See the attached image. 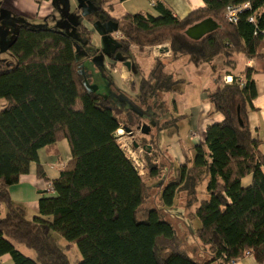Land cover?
Returning <instances> with one entry per match:
<instances>
[{
  "label": "trees",
  "instance_id": "obj_1",
  "mask_svg": "<svg viewBox=\"0 0 264 264\" xmlns=\"http://www.w3.org/2000/svg\"><path fill=\"white\" fill-rule=\"evenodd\" d=\"M107 1L98 0L97 8ZM203 1L204 7L182 19L161 2L155 3L158 16L125 14L117 20L124 36L118 48L167 41L172 59L186 56L199 66L221 55L230 69L233 53L255 56L263 39L253 32L264 27V0ZM246 2L250 8L239 13L237 23L224 20L226 6ZM251 15L253 23L248 21ZM206 17L220 27L199 40L185 35L188 26ZM8 49L15 62L0 61V99L5 101L0 110V203L6 207L0 217V256L9 254L12 264H230L248 252L264 263V155L247 122L256 96L252 69H244L242 84L235 75L230 82L220 75L214 78L207 99L211 112L223 119L207 125L193 158L185 156L176 166L175 175L162 186L158 208L155 202L145 206L148 187L115 136L120 127L134 136L144 121L138 112L88 90L72 36L26 22ZM165 66L157 59L141 77L137 102L144 104L157 91L172 88ZM140 136L133 145L145 149V172L152 181L170 162L152 135L148 140ZM61 139L69 144L71 159L51 183L54 195L41 197L38 214L27 219L24 209L12 202L9 188L37 162L39 149ZM38 173L42 175L40 166ZM246 176L250 182L245 186ZM179 191L189 215L199 220L194 234L207 248L208 260L190 256L165 218L163 210L174 205ZM53 233L74 243L81 259L72 262ZM20 247L32 250L34 257Z\"/></svg>",
  "mask_w": 264,
  "mask_h": 264
},
{
  "label": "crops",
  "instance_id": "obj_2",
  "mask_svg": "<svg viewBox=\"0 0 264 264\" xmlns=\"http://www.w3.org/2000/svg\"><path fill=\"white\" fill-rule=\"evenodd\" d=\"M68 1L70 12L76 11L78 14V19L71 21L73 26L68 29L69 32L61 28L60 22L50 23L53 15L59 9V6H54V0H0V11L2 13L4 11L5 13L8 12L7 15H10V17L14 14L26 22L46 21L50 25L45 27L58 28L70 36V33L73 32L74 34H87L86 43L79 41L76 43V40L72 37L75 42V56L84 83L86 79L93 81V90L85 84L86 87L100 96L113 100L117 105H125L126 109L138 112L144 123L150 127V130L152 128L155 131L166 130L167 136L164 137L162 142H158L155 136L158 134H154L151 131L158 151H161L164 159L170 162L169 167H171V170H168L169 167L163 168L162 175L171 172L172 176H174L176 166L185 161V156L188 159L193 158V147L203 142L207 125L220 122L223 119L222 114L211 112L212 106L207 99V90H211L214 87V78L218 75L228 77L230 81L233 75L238 78H244L245 68L252 69L251 77L256 90V96L252 100V108L247 112V122L252 137L261 141L260 149L264 155V39L261 41L255 56L249 57L244 53H233L230 58L234 62L233 69L223 65L224 59L221 55L215 57L210 63H203L199 66L189 63L186 56L172 59L170 44L167 41L160 44L162 46L146 45L143 48L136 44H130L127 45V48L120 50L122 51L120 56L116 52H111V54H104L101 59H98L97 55L99 56L105 47L110 48L108 35H114L117 40L124 38L117 20H120L125 14L147 13L152 16H158L155 3L161 2L171 10L175 17L182 19L191 11L204 7V1L108 0L100 5L102 9H98L103 14L95 12V9H89L90 14L88 16L94 15L92 17L96 19L100 29L97 28L93 20L79 15L81 11L79 0ZM91 1H93L92 6L94 7L95 0ZM69 10L67 13H70ZM2 13H0V20L3 18L1 17ZM63 18H65L64 15ZM105 20L112 21L116 26L113 27L112 25L111 29H108ZM116 47L118 48V46ZM91 51L94 54L90 53ZM128 53L130 56H128ZM157 59H161L165 63V73L170 75L174 84L169 90H159L154 93L151 100L160 95L162 101H153L154 107L151 105L149 109H146L145 103L141 104L136 101L138 85L141 77L148 74ZM90 61H96L94 68L88 66V64H92L89 63ZM14 62L15 59L13 60ZM126 63H129V66ZM212 67H215V72L212 71ZM104 71H107V74ZM4 106L5 101L0 99V110ZM164 123H167V125H164ZM37 156V162H31L28 172L22 174L18 182L9 188L12 202L24 209L27 219H32L38 214V201L41 197L54 195V190L49 187L52 185V181L59 176L60 170L71 159L69 144L66 139H61L50 147L39 149ZM39 166L42 170V175L38 173ZM161 179L163 181V178ZM152 182L153 180L150 181L148 186L151 187L152 197L154 198L156 194L160 195L159 192L162 186L159 192H154L153 190L159 187L156 188ZM249 182L250 176L242 179V184L245 186ZM159 195L156 199H159ZM182 196L184 198V193ZM205 197L206 195L204 194L200 195V198ZM153 207L161 208L159 201H156ZM183 207L185 210H180L175 216H178L181 221L188 219L191 222V220H194L195 217L189 215V209L186 208L185 201ZM194 208L195 206L191 209ZM5 212V205L0 203V217L4 216ZM163 212L166 214L165 210ZM165 218L169 221L167 214ZM197 228L194 229L193 236H195L194 232ZM176 233L180 240L177 230ZM180 243L182 247L181 240ZM199 243L201 244L200 241ZM182 248L187 252L184 247ZM193 249L194 251L197 250V245ZM206 249L202 247L194 255L187 253L198 260H208L209 255ZM199 251L203 253H199ZM0 264H12L11 256L9 254L1 255ZM213 264H220V262ZM230 264L264 263L258 262L253 254L250 253L235 259Z\"/></svg>",
  "mask_w": 264,
  "mask_h": 264
},
{
  "label": "rangeland",
  "instance_id": "obj_3",
  "mask_svg": "<svg viewBox=\"0 0 264 264\" xmlns=\"http://www.w3.org/2000/svg\"><path fill=\"white\" fill-rule=\"evenodd\" d=\"M79 2H80V6H81V11H80L81 14L79 13V15L81 17L85 16L86 18H88L90 20H93L95 25H97L96 19L92 17L94 15L88 16V14H90L89 9H95V12H100L101 14H103L97 8L98 7L97 0H95L94 7L92 6V2L93 1H91V0H79ZM55 5L59 6V9H57L58 12H56L53 15L50 23L54 24L56 22H60L59 25H61V28L63 30H65L66 32H69L68 29L69 28L71 29L72 26H73V22H71V21H74L75 19H78L77 12L76 11L73 12V13L70 12V10H69L70 8H68L69 7V1L68 0H54V6ZM68 10H69L70 13H67ZM0 13H2V11H0ZM7 14H8V12L5 13V11H4V13L1 14V17H3V18L0 20V61H2L5 64L12 65L14 57L10 53L8 47H9L10 43L14 40L20 24L26 23V21H22L24 19L21 20L20 17L18 18L14 14L11 15V17H10V15H7ZM60 15H62V16H60ZM63 15L65 16V18H63ZM102 17H103V19H105L104 16H102ZM105 21H106V25L108 26V29L109 28L111 29L112 25H113V27L116 26L110 20H105ZM50 23H48L46 21H37V22H33V23L27 22V24H29L30 26H33L35 28H43L45 26L50 25ZM45 24H47V25H45ZM97 28L100 29L99 25H97ZM70 34L74 38V40H76L75 41L76 43L78 41L79 42H84V43L87 42V34L86 33L74 34V32H73V33H70ZM107 38H108V41L110 43V48L105 47L103 52L99 56L97 55L98 59H101L104 56V54H107V55L111 54V52H116V54H118V56L122 55V51H120V49H118L116 47V46H119V42L116 39V37H114V35H108ZM113 46H114V48H113ZM156 46H162V45L157 44ZM90 53H93V51H91ZM128 56H130L129 53H128ZM95 62L96 61H90L89 63H92V64H88V66L90 68H94V63ZM104 73L107 74V71H104ZM92 82L93 81L91 79H86L85 84L88 86V88L93 90V87H92L93 83ZM156 97L157 98L154 97L152 100H151V97H150V100L148 99L147 100L148 102L147 101L145 102L144 106H145L146 109H149V107H151V105H152V107H154L153 106V104H154L153 101H156V102L157 101L158 102L162 101V97L160 95H158ZM119 117L124 119V120H126V116H125L124 113H120ZM120 129L122 130V132L121 133H117V131H116L115 136H116V140H117L118 144L120 145L121 149L129 157H130V155H132L138 161L144 160L143 163L145 165V158H144L145 149H143L140 146L139 147H134V145H133V140L134 139L139 141V136L141 135L140 130H138L133 136L132 134L126 132L122 127H120ZM151 131H153L154 134L155 133L158 134V135H155L157 137V141L158 142H162L164 137L167 136V132L164 129L163 130L160 129L159 131H157V130L155 131V129L152 128ZM151 134H152V132H150L149 134L144 135V137L148 140L149 136H151ZM146 139H144V140H146ZM141 177L145 181V185H147V187H148V189L146 191V194H147V199L146 200H147V202H146L145 206H149V205H151V203H154L156 201L158 202V199H156V198H158L159 194L155 193L156 194L155 197L154 198L152 197V194H153L151 192L152 190L150 189V186H148V185H150V180L147 179V175H146L145 169H143ZM161 178H163V181H162ZM170 178H172V173L171 172L167 173L166 175H161V176L153 179V182H152L153 185L156 186V188L159 187V188H157V189H155L153 191L154 192L155 191L159 192L160 191V187L163 186V184ZM182 195H183V193L180 192V191L176 194L174 205L171 208H166L165 209V213L168 215L169 221L174 225L175 229L177 230L178 235L180 237V240L182 242V247H184L190 255H194V254H196L195 252L197 250H200L202 247H204V248H206V247L203 246L202 244H200L199 241L196 239V237L193 236L194 229L197 228L200 225L198 219L195 218L194 220H191V222H189L188 219L181 221L178 218V216L177 217L175 216V214L177 212H179L180 210H185L184 207H183V203H184L185 200H184ZM152 205H154V204H152ZM53 236H54L58 246L63 248V249H65V251H66V253L68 255V258L72 262L75 261V260H80L81 259L80 253H79V251L77 249V246L74 243L70 244L69 242H67L63 237H61L57 233H53ZM196 245H197V250L194 251L193 248ZM20 251L22 253H24L25 255L29 256V257H34V253L30 249H27L25 247H20ZM201 252L202 251H199V253H201Z\"/></svg>",
  "mask_w": 264,
  "mask_h": 264
},
{
  "label": "built area",
  "instance_id": "obj_4",
  "mask_svg": "<svg viewBox=\"0 0 264 264\" xmlns=\"http://www.w3.org/2000/svg\"><path fill=\"white\" fill-rule=\"evenodd\" d=\"M247 8H250V5L248 2L239 4V5H228L225 7V9L223 11V18L226 22L235 24L238 21L239 13H241L243 10H245ZM248 21L253 23L255 21L254 16L253 15L249 16ZM253 33H254V35H261L262 39H264V27L259 29V30L255 29V31ZM243 80H244V78H239V83L242 84ZM224 81L230 82L228 77H224ZM128 158H130V160L133 162L134 167L137 169L138 173L141 175L143 169H145V165L143 163L144 160L138 161L132 155H130V157L128 156ZM49 188L53 189L52 185H50ZM247 254H249V253L246 252V255Z\"/></svg>",
  "mask_w": 264,
  "mask_h": 264
},
{
  "label": "water",
  "instance_id": "obj_5",
  "mask_svg": "<svg viewBox=\"0 0 264 264\" xmlns=\"http://www.w3.org/2000/svg\"><path fill=\"white\" fill-rule=\"evenodd\" d=\"M220 25L211 17H206L190 26H188L185 30L184 33L187 37L193 40H199L202 38L204 35L211 33L218 29ZM129 66V63H126ZM238 117V122L241 124V119L239 117V113L237 114ZM150 131V127L146 124L143 123L140 127V132L144 135L148 134ZM128 133L131 134V131L128 130ZM134 147H138L136 144H134ZM151 146L148 145V148ZM143 148V147H142Z\"/></svg>",
  "mask_w": 264,
  "mask_h": 264
},
{
  "label": "bare ground",
  "instance_id": "obj_6",
  "mask_svg": "<svg viewBox=\"0 0 264 264\" xmlns=\"http://www.w3.org/2000/svg\"><path fill=\"white\" fill-rule=\"evenodd\" d=\"M121 132H122V130H121V129H118V130H117V133H121Z\"/></svg>",
  "mask_w": 264,
  "mask_h": 264
},
{
  "label": "flooded vegetation",
  "instance_id": "obj_7",
  "mask_svg": "<svg viewBox=\"0 0 264 264\" xmlns=\"http://www.w3.org/2000/svg\"><path fill=\"white\" fill-rule=\"evenodd\" d=\"M144 149V148H143Z\"/></svg>",
  "mask_w": 264,
  "mask_h": 264
}]
</instances>
